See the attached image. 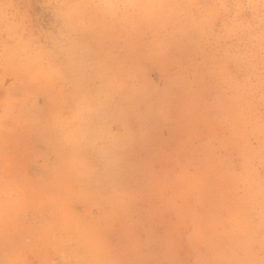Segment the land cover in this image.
I'll return each instance as SVG.
<instances>
[{
  "label": "clouds",
  "instance_id": "clouds-1",
  "mask_svg": "<svg viewBox=\"0 0 264 264\" xmlns=\"http://www.w3.org/2000/svg\"><path fill=\"white\" fill-rule=\"evenodd\" d=\"M0 264H264V0H0Z\"/></svg>",
  "mask_w": 264,
  "mask_h": 264
}]
</instances>
